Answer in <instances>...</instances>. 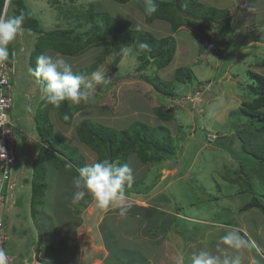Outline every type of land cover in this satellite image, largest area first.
Here are the masks:
<instances>
[{
    "label": "rangeland",
    "instance_id": "374dc122",
    "mask_svg": "<svg viewBox=\"0 0 264 264\" xmlns=\"http://www.w3.org/2000/svg\"><path fill=\"white\" fill-rule=\"evenodd\" d=\"M141 1L144 0H131L122 4L115 0H26L30 13L40 21L45 31L77 27L78 22L70 18L68 9L74 8L72 13L88 11L92 3L98 12L131 21L132 29L150 31L154 35L162 34V37L174 34L179 39V48L174 60L160 70L155 64H150L144 73L148 79L158 78L159 83L172 82L175 70L188 65L197 76L193 83H175L174 87L179 91L177 93H182V96L171 102L161 98L160 94H150L158 92L150 82L145 81L143 72L136 71L140 62L132 48L125 51L116 72L112 70L114 55L108 54L98 71L106 72L107 77L113 75L118 79H111L110 84L104 87L95 85L96 91L86 100L88 108L75 116L73 126L61 122L55 111L50 115V123L54 133L63 139L65 146L76 150L86 165L97 162V156L90 147L79 140L75 132L76 120L87 119L117 130L129 129L138 122L154 128L164 125L166 131L158 130L157 136L166 140L167 136L172 134L170 136L174 138L175 153L169 155V160L150 164H143L136 155L128 157L126 163L132 167L134 179L124 186L126 203L145 207L150 203L168 206V199L175 204L180 203L183 206L181 217L189 220L184 229L192 231L187 236L195 241H184L170 230L163 241L157 244L155 239L144 237L142 234L146 224L143 228L144 222L139 216H120L118 208L100 207L90 196L74 203L73 183L69 184L68 180H64L66 189L63 191L57 184L55 170L58 169L53 170L47 163L45 168L46 174L47 171L49 174V182H46L47 193L42 200L45 208L39 206L38 213L35 216L32 214L33 179L30 171L23 175V168L31 159V151L33 154H39L40 145L43 146L39 132H36V129L32 132L34 116L30 115V111L35 110L40 99L41 83L29 71L34 68L32 56L38 48L37 36L21 29L13 41L14 45H19L20 51L18 57L13 51L14 59H11L14 61L13 72L16 74L13 75L15 95L10 114L18 128L15 130L18 157L12 171L14 176L21 175L12 200L0 203V217L5 221L8 236L4 250L8 255H12L18 264H23L24 261L28 264L35 261L40 264H122V257L131 255L132 251L129 249L135 251V247L142 257H147L150 264H178L181 257L183 264H191L192 254L200 249L208 250L221 259L239 256L241 264H264V213L257 208L241 212V208L250 201L251 196L242 191L240 184L230 181L237 178L236 171L240 166L239 160L235 158L240 150L239 140L235 135L244 129H254L248 125V118L237 106L240 101H251L258 95L255 89H258L259 85L251 73L263 75L257 69L262 72L264 58L260 55L264 52V46L254 39L264 41V0H241L240 3V0H200L208 7L228 9L232 14V29L229 33L231 36L226 41L231 40L233 47L237 45L234 40L238 38L239 45L243 46L238 47L241 56L237 64L232 66L228 65L229 59L236 48H229L231 51L225 49L226 45L222 44L215 30L208 31L198 22L184 19L179 30L174 32L172 19L182 21L173 0H169L171 4L164 9V17H156L152 22L147 20L145 12L140 9ZM213 25L217 27L216 23ZM89 29L90 25L79 28V31L86 32ZM235 33L237 34L233 39ZM226 41L224 42L229 45L230 41ZM194 42L195 59L199 56L196 65L187 64ZM201 42L205 44L204 51L209 54L200 55ZM187 47L190 50H187ZM101 49L102 46H95L81 56L64 57L75 73L91 65L100 56ZM258 53L260 55H257ZM44 54L55 56L56 52L47 50ZM198 79L205 82H200L204 88H196L195 92V87L198 86L193 85L199 83ZM192 87L195 93H204L202 98L212 99L209 105L202 100L195 101L199 111L201 110V113H195L196 123L192 121L189 112L187 113V108L192 104L186 100L185 95L191 93ZM28 93L31 94L30 98L26 96ZM142 93L148 94L144 96ZM147 96L151 98L149 102ZM149 104L154 107L159 104L169 105V108L176 107L175 119L162 122L156 115L148 116V112L151 113ZM185 105L189 106L181 109ZM33 133L36 141L32 142L30 135ZM191 134L195 137L192 138ZM222 137L225 139H221ZM207 138L211 139V145L206 142ZM220 144H224L227 150L219 146ZM198 150L199 154L194 160ZM116 162L122 163L120 160ZM35 165L36 163H33L31 170L33 177ZM20 185L22 187L18 189ZM260 191L264 203V190ZM138 193L140 194L136 198L132 197ZM81 203L86 206H81ZM234 229L239 230L241 235L244 233L242 236L248 240L249 247L234 250L220 245L218 248L221 236ZM109 232L115 235L113 244L110 234L109 241H106L105 237ZM138 234L144 237L143 240L137 238ZM130 237V240L134 238L140 241V244L134 240H124ZM106 244L117 246L118 249L113 247L109 250ZM122 244L127 245L126 249L122 248ZM122 251H127V254H122Z\"/></svg>",
    "mask_w": 264,
    "mask_h": 264
},
{
    "label": "trees",
    "instance_id": "16d2710c",
    "mask_svg": "<svg viewBox=\"0 0 264 264\" xmlns=\"http://www.w3.org/2000/svg\"><path fill=\"white\" fill-rule=\"evenodd\" d=\"M6 1L0 0V17L4 14ZM115 1L125 4L131 0ZM173 1L176 6V11L181 15L179 18L182 21L178 22L172 19V29L174 32L179 30L180 25L184 23V19L195 21L204 26V29L208 31L215 30L221 38L222 44L226 45L224 46L225 49L228 47V44L224 41L227 40L231 32L233 22L232 14L228 9L211 8L197 0ZM156 3L158 4L157 12L150 16L145 14L147 20L150 22L156 17H162L165 13L164 9L171 4L169 0H156ZM144 5L145 0L140 2L139 7L145 12ZM68 10L70 11V18L77 20V27L66 30L55 29L45 31L40 21L30 13L26 0H10L4 17L17 16L23 12L25 20L21 29L27 33L36 34L37 36L38 48H36L32 56V65L34 68L37 57L44 54L47 50L55 51L63 56H81L95 46H102L100 56L91 65L79 69L75 73L81 74L84 77L91 76L93 72L99 70V66L108 54L114 55L112 70L116 72L118 63L122 60L125 51L129 48H132L138 55L140 62L136 70L138 73L142 72L150 64H155L159 70L164 69L175 58L177 40L172 36L157 37L150 31L132 29L131 21L114 18L108 13L98 12L92 3L88 11L72 13L75 10L74 8ZM214 23L217 24V27L213 25ZM89 25L90 29L86 32L79 31V28ZM142 43L147 44L148 49H141L140 44ZM204 45L203 42L200 43V49L202 50L200 52L201 56L209 54L208 51H204ZM18 46L17 44L14 45L13 41L8 45L9 56L6 61L9 63L12 61L14 52H16L17 57L19 56L20 50ZM15 74L16 72H13V75ZM251 74L258 82L259 87L255 89L258 95L255 99H251V101L243 102L240 107V112L250 119L248 125L253 126L254 129H244L238 131L235 135V138L239 140L240 150L238 151V155L242 156L236 155L235 157L239 160L240 166L236 171L237 178L230 179V181L235 184H240L242 191L251 196L250 201L241 208V212L257 208L264 213V203L261 199L263 194L260 191L261 189L264 190V76L256 73ZM108 78L118 79L113 75L108 76ZM195 78L196 76L191 67H179L175 70V83L184 85L192 83ZM157 79L151 80L146 77V80L152 84L161 98H175L176 94L173 90V81L159 83ZM201 86L200 90H203L204 85L202 83ZM103 87L99 88L103 89ZM86 108H88L86 101H82L79 104L65 101L59 106H53L43 101L40 106L36 117V124L39 135L42 138L43 146L40 149L37 159L34 161L36 165L32 183L33 194L31 202L32 214L34 216L38 213L37 209L39 206L44 207L42 200L47 193L45 181L46 163L51 164L59 172L72 178L78 175L77 170L79 168L86 165L84 159L79 156L78 152L67 148L63 139L54 133L50 123L49 113L51 111L57 112L60 121L70 126L75 120L76 114ZM154 112L163 121H170L176 116L175 108H167L161 104L154 107ZM158 130L166 131L163 127L157 129L140 122L135 123L126 130H117L87 119L78 121L76 125V134L79 140L90 147L96 154L97 161L108 159L116 162L120 160L122 161L121 164L126 163L128 157L131 155H136L143 164L161 162L169 157L174 152V147L172 146L173 139L169 134L166 138L167 141H162L157 136ZM221 139H225V137ZM219 146L226 149L224 144H220ZM139 194H134L132 197L136 198ZM150 204L148 207L136 204L128 205L129 211L126 214L128 217H141L144 222L142 227L144 228L146 224L144 230L141 231L144 237L155 239L154 241L160 244L166 234L172 230L176 235L182 237L184 241H195L192 237L187 236L192 231H185L184 229L185 223L189 220L181 217L183 206L180 203L175 204L172 200L168 199V206L165 207L160 203ZM82 205L84 203H81ZM169 205L173 206V208ZM109 234L111 236V243L113 244L112 241L116 239L114 233L109 232L106 234V241H109ZM136 236L137 238L140 237L139 234ZM144 237L141 236L140 238L143 240ZM130 239L131 237L124 238L127 242L134 240V242L140 244V241L134 238L132 240ZM106 246L109 250L113 249V247L118 249L117 246H111L110 244H106ZM122 246L123 249H126L127 245L122 244ZM135 249L137 251L129 249L132 251L130 252L131 255L122 257V264H136L138 262L139 264H150L147 257H142L137 247ZM126 252L122 251V254Z\"/></svg>",
    "mask_w": 264,
    "mask_h": 264
},
{
    "label": "clouds",
    "instance_id": "9594fccd",
    "mask_svg": "<svg viewBox=\"0 0 264 264\" xmlns=\"http://www.w3.org/2000/svg\"><path fill=\"white\" fill-rule=\"evenodd\" d=\"M157 10L156 0H145L146 15H153ZM24 20L23 12L17 16L0 17V61L8 59V45L21 31ZM140 48L148 49V45L142 43ZM29 71L41 83L40 99L53 106H59L65 101L79 104L96 91L95 85H108L111 82L106 72L95 71L90 78L74 73L72 65L60 53H56L55 56L39 55L36 67L30 68ZM0 152H4V149L0 148ZM77 171L78 175L73 177L74 203L90 196L100 207H116L120 216L127 214L129 206L126 203L124 186L134 179L133 169L129 164H119L103 159L87 164ZM220 245L241 250L249 247V242L239 230L234 229L221 236L218 248ZM7 260V252L0 249V264H7ZM178 264H183L182 257L178 260ZM191 264H241V259L239 256L221 259L220 256L213 255L208 250L200 249L192 254Z\"/></svg>",
    "mask_w": 264,
    "mask_h": 264
},
{
    "label": "built area",
    "instance_id": "2783aa9c",
    "mask_svg": "<svg viewBox=\"0 0 264 264\" xmlns=\"http://www.w3.org/2000/svg\"><path fill=\"white\" fill-rule=\"evenodd\" d=\"M12 59H14V56ZM13 65V60L11 63L0 61V148L4 149V152H0V203L12 200L18 180V175L14 176L12 171L18 157L17 139L15 136V130L18 128L10 117L15 95ZM186 100L195 102L193 97H186ZM6 188L7 193H5ZM7 240L6 224L0 217V249L4 250ZM7 264L18 263H16L13 256L8 255ZM23 264L28 263L24 261Z\"/></svg>",
    "mask_w": 264,
    "mask_h": 264
},
{
    "label": "crops",
    "instance_id": "0c3cea01",
    "mask_svg": "<svg viewBox=\"0 0 264 264\" xmlns=\"http://www.w3.org/2000/svg\"><path fill=\"white\" fill-rule=\"evenodd\" d=\"M197 1H199L200 2V0H197ZM241 2V0L239 1V3ZM202 3V2H201ZM203 4V3H202ZM206 6V5H205ZM219 9H221V8H219ZM223 9V8H222ZM236 25V24H235ZM233 28H234V26H233ZM248 30H251V29H249V28H247ZM158 32H160V31H158ZM236 34L237 33H235L234 34V36H233V39H235V36H236ZM171 36L173 35L175 38H176V40H177V42H178V40L179 39H177V37L174 35V34H170ZM156 36L157 37H162V34H158V33H156ZM231 36V34L230 35H228V37H230ZM227 37V38H228ZM257 40V41H256ZM228 41H230V44L228 45V47H227V49H231V47H232V41L231 40H228ZM228 41H226V42H228ZM253 41V40H252ZM254 41H256V42H258L259 44H263V46H264V41L263 40H260V39H254ZM234 42L237 44L236 46H233L232 48H236L235 49V51H233V53L231 54L232 55V57L229 59V66H232V65H234L235 63L237 64V61H238V59H239V56H241V50H239L238 49V47L240 48V47H243V46H240L239 45V43H238V38H236V40H234ZM189 43V42H188ZM187 45V44H186ZM190 45V44H189ZM196 46V43L194 42V45L192 46V48H191V54H189L190 56H189V59H188V62H187V64H193V65H196V62H197V59L199 58V56H197V58L195 59V54H194V49L196 48L195 47ZM179 48V46H178V43H177V49ZM190 50V48H188L187 47V50ZM229 49V51H231ZM264 50V49H263ZM178 52V51H177ZM177 52H176V55H177ZM199 54V53H198ZM176 55H175V57H176ZM233 55H235V56H233ZM257 55H260V53H258ZM257 55H251L252 57H254V56H257ZM248 56H250V55H248ZM262 58H264V52H262V54L260 55ZM250 58V57H249ZM198 62H199V60H198ZM216 63H218V62H216ZM220 64V63H219ZM206 65H208V63L206 62ZM186 66H188V65H186ZM209 67H210V65H208ZM261 70H262V72L260 71V70H258L257 69V71H259L260 73H263V76H264V66H261ZM193 70V69H192ZM143 73L145 72V69L142 71ZM194 72V71H193ZM175 74V73H174ZM195 74V73H194ZM257 74V73H256ZM203 75V74H202ZM205 75V74H204ZM142 76H146V77H148L145 73H144V75H142ZM196 76V75H195ZM86 77H91V76H86ZM146 77H145V81L147 82V80H146ZM201 78H203V77H201ZM196 79H197V76H196ZM235 79V78H234ZM199 80V79H198ZM212 80V79H211ZM236 80V79H235ZM209 81V80H208ZM208 81H206V82H208ZM212 81H215V80H212ZM193 82H195V80L193 81ZM192 82V83H193ZM200 82H204L203 80H199V83H197L196 85H193V87H195V86H198V87H195V92H196V88H199V87H202L201 86V84H200ZM235 82V81H234ZM205 83V82H204ZM213 83V82H212ZM174 84H175V82H174V79H173V90H174V92H175V94H176V97L175 98H166L167 100H169V101H175V99L176 98H179V97H181L182 96V93H177V92H179L178 90H176V88L174 87ZM202 85H203V83H202ZM193 87H192V89H193ZM151 88H152V86H151ZM154 88V87H153ZM152 88V89H153ZM151 89V90H152ZM194 92V89L191 91V93H186L185 95H187V97H193L194 98V100L196 101V100H202V102H206V105H209L210 103H211V98H209V99H204V98H202L203 96H204V93H195ZM144 96H146V94H148V93H142ZM150 94H152V95H156V94H158V93H150ZM149 94V95H150ZM28 95V96H27ZM30 93H28V94H26V96L28 97V98H30ZM203 95V96H202ZM200 96V97H199ZM147 102H149L150 101V99L148 98V96H147ZM42 102H43V100H41V99H39L38 100V102L36 103V106H35V110H31L30 111V115L32 114L33 116H34V127H33V129H32V132L36 129V132H38V130H37V124H36V121H35V119H36V117H37V114H38V112H39V109H40V106H41V104H42ZM243 102H245V101H240L239 103H238V108H240L241 107V105L243 104ZM123 104H124V101L122 102ZM190 104H192V105H190L191 107H189V108H187V106H189V105H185V106H183L181 109H186L187 108V113L189 112V116H191L192 117V121L194 120V123H196V116H195V113L196 112H198V113H201V110L199 111V108H197V104L195 103V102H189ZM31 106H33L32 104H30ZM149 106H151V113H149L148 112V116L149 115H151V116H154V115H156L155 114V112H154V106H152V105H150L149 104ZM165 106V105H164ZM165 107H167V108H169V105L168 106H165ZM173 108H175L176 109V107H173ZM203 111V110H202ZM82 112V111H81ZM52 113H54V111H51L50 113H49V115H51ZM57 113V112H56ZM80 114V112L79 113H77L76 114V117L78 116ZM157 116V115H156ZM158 117V116H157ZM176 117V116H175ZM158 119L159 120H161L159 117H158ZM175 119V118H174ZM174 119H172V120H170V121H173ZM75 121V120H74ZM162 122H168V121H163V120H161ZM249 121H250V119H248V123H249ZM77 123H78V120H76V125H77ZM141 123H143V122H141ZM144 124V123H143ZM72 126H73V124H72ZM164 125H162V126H159V127H163ZM242 126H246V124H242ZM159 127H156V128H159ZM75 128H76V126H75ZM154 128V127H153ZM163 128H165V127H163ZM166 129V128H165ZM76 132V131H75ZM208 134V133H207ZM211 134V133H210ZM210 134H209V136H210ZM170 135H172V134H170ZM30 137H31V140H32V142L33 141H36L35 140V138H36V136H35V134L33 133V134H31L30 135ZM40 137V136H39ZM191 137L192 138H194L195 136L193 135V134H191ZM172 139H173V143H172V146L174 147L175 145H174V138H173V136H172ZM162 140V139H161ZM213 140V139H212ZM40 141V140H39ZM162 141H167V140H162ZM38 142V141H37ZM206 142H208V144L209 145H211V143H209V142H211V139H208L207 138V140H206ZM200 143V142H199ZM40 145V144H39ZM205 146H207V143H205ZM205 146H203V148L205 147ZM176 147V146H175ZM40 148H41V145H40ZM206 148V147H205ZM176 149V148H175ZM175 153V152H174ZM31 159H30V161H28L27 162V164L24 166V168H23V175H26L29 171L31 172V179H33V171H31L32 170V168H33V163H34V161H35V158H36V156H37V154H38V152L36 153V154H33L32 153V151H31ZM199 154V150H198V152L196 153V155H195V158H194V160L197 158V155ZM169 160V158L167 157L165 160H163V161H166V160ZM193 160V161H194ZM162 162V161H161ZM161 162H155V163H161ZM48 164V163H47ZM48 165H51V164H48ZM191 165H192V163H191ZM190 165V166H191ZM51 168H53V170H55V167L54 166H50ZM162 170H164V167L162 168ZM187 172V171H186ZM55 174H56V179H57V184H58V186H60L61 187V189L64 191L65 189H64V185L65 184H63L64 183V180H68V183L70 184H72L73 183V179H72V177H70V176H68L67 178H66V176H64V175H62V173L61 172H59L58 170H55ZM19 175H21V174H19ZM19 175H18V178H19ZM47 177H46V182L48 181V179H49V174H48V171H47ZM17 178V179H18ZM169 180V179H168ZM167 180V181H168ZM49 182V181H48ZM47 182V183H48ZM169 182V181H168ZM17 184H18V180H17ZM168 184V183H167ZM22 186L20 185L19 186V188L18 189H20ZM45 208V207H44ZM139 230V229H138ZM32 264H35V262L34 263H32Z\"/></svg>",
    "mask_w": 264,
    "mask_h": 264
},
{
    "label": "bare ground",
    "instance_id": "6f19581e",
    "mask_svg": "<svg viewBox=\"0 0 264 264\" xmlns=\"http://www.w3.org/2000/svg\"><path fill=\"white\" fill-rule=\"evenodd\" d=\"M9 2H10V0H7L6 1V6H5V9H6V11H7V8H8V5H9ZM5 9H4V14H3V16L2 17H4L5 15H6V11H5ZM200 97V96H199ZM198 108V107H197ZM4 249H5V245H4ZM12 256V255H11ZM35 264H40L38 261H35Z\"/></svg>",
    "mask_w": 264,
    "mask_h": 264
}]
</instances>
